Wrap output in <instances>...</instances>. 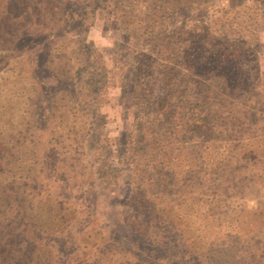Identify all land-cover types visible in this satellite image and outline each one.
Instances as JSON below:
<instances>
[{
  "label": "rangeland",
  "instance_id": "rangeland-1",
  "mask_svg": "<svg viewBox=\"0 0 264 264\" xmlns=\"http://www.w3.org/2000/svg\"><path fill=\"white\" fill-rule=\"evenodd\" d=\"M241 1L212 0L190 14L181 12L177 19L171 17L168 30L178 21L200 18V10L206 7ZM252 1L264 9V0ZM261 13L263 21L255 34L259 37L257 58L251 62V82L263 95L255 104L258 114H264ZM117 18L115 5L109 0H0V160L4 162L0 161V169L4 168L10 181L2 196L6 210L0 221L8 218L0 223V233L15 229L18 264H29L24 251L34 242L39 245L41 213L46 221L59 224L54 235L68 232V243L64 235L54 242L56 264H264V206L259 183H247L244 191L237 188L238 196L243 197L240 204L246 208L245 217L238 222L247 224V232H236L238 222L218 227L195 219L199 228L205 225L200 230V254L184 249L174 234L169 238L170 251H158L131 223L135 187L129 166L122 164L117 154L122 149L118 142L134 119L133 60L137 51L144 49L145 41L141 36H127ZM86 92L92 99L85 97ZM93 110L101 118L97 124H93ZM65 116L71 121L60 129ZM86 118L84 135H93L102 127L103 136L114 142L113 156L107 143L102 146L89 136L70 134H83ZM251 130L261 133L264 123ZM261 149L264 141L254 146V153ZM217 152L219 156L226 153L221 146ZM260 154L264 156V152ZM39 157L46 159L45 173L40 176ZM61 159L77 161L73 165L77 173L71 171L76 176L69 184L55 180L62 173L56 167L66 168ZM106 161L115 162L113 170L101 175ZM89 170L97 175L90 178ZM261 208V216L254 218V211ZM32 221L38 223L35 228ZM94 253L101 254L98 260L103 262L96 263Z\"/></svg>",
  "mask_w": 264,
  "mask_h": 264
},
{
  "label": "trees",
  "instance_id": "trees-1",
  "mask_svg": "<svg viewBox=\"0 0 264 264\" xmlns=\"http://www.w3.org/2000/svg\"><path fill=\"white\" fill-rule=\"evenodd\" d=\"M109 1L115 5L117 23L123 32L145 41L144 49L138 50L133 60L134 119L118 142L122 149L117 154L120 162L129 166L135 187L131 223L148 236L158 251H170L169 238L174 234L184 249L200 254V230L205 225L199 228L195 219L218 227L224 222H238L245 217L246 208L240 204L243 197L238 196L237 188L244 191L247 183H259L264 206V156L260 154L264 150L254 153V146L264 141V130H251L264 123V114L255 112L256 102L263 98L262 89L251 82V62L257 58L259 38L255 34L264 9L250 0L206 7L200 10V18L178 21L169 31L171 17L177 19L181 12L190 14L212 0ZM84 95L92 99L87 92ZM92 112L93 124L101 122L98 111ZM70 121L68 116L62 118L60 129ZM86 122L87 118L82 121L83 134H70L89 136L101 141L102 146L107 143L109 155L113 156L114 142L103 136L102 127L99 131L98 126L93 135H84ZM217 146L226 153L219 156ZM60 162L66 168L56 167L62 173L55 180L69 184L76 176L71 171L77 173L73 168L77 161ZM45 163L46 159L39 157V176L45 173ZM111 163L106 161L101 175L113 170L115 162ZM88 175L93 178L97 171L95 175L89 170ZM8 178L4 168L0 169V199L10 187ZM56 202H60L58 198ZM5 206L6 200L2 199L0 217ZM260 212L262 208L255 210L254 218H259ZM30 224L35 228L38 223ZM9 225L7 222L6 227ZM236 227L237 233L248 230L247 224L240 222ZM58 229L57 222L46 221L45 214H40L39 245L34 242L24 251L29 264L58 262L54 242L63 235L66 243L69 241L68 232L54 235ZM33 232L37 236V231ZM14 236V228L1 231L0 264H18ZM100 255L92 254L96 263L103 262L98 260Z\"/></svg>",
  "mask_w": 264,
  "mask_h": 264
}]
</instances>
